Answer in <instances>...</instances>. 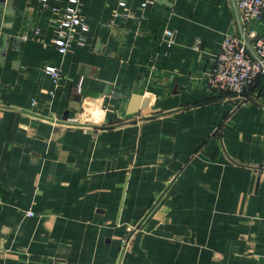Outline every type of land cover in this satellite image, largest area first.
<instances>
[{"label":"crops","instance_id":"crops-1","mask_svg":"<svg viewBox=\"0 0 264 264\" xmlns=\"http://www.w3.org/2000/svg\"><path fill=\"white\" fill-rule=\"evenodd\" d=\"M119 1L83 0L85 45L62 54L68 0H0V264H264V76L243 97L208 83L225 35L264 21Z\"/></svg>","mask_w":264,"mask_h":264},{"label":"built area","instance_id":"built-area-1","mask_svg":"<svg viewBox=\"0 0 264 264\" xmlns=\"http://www.w3.org/2000/svg\"><path fill=\"white\" fill-rule=\"evenodd\" d=\"M82 1L68 0L63 9L58 6L53 7V10L62 11L56 22L55 35L51 42L62 54L67 53L75 43L85 45V34L90 27L86 17L81 13ZM145 1L148 2L149 0ZM237 4L242 11L246 24L264 21V0H237ZM119 5L125 8V0H120ZM129 14H131V10L125 8L123 15ZM114 16H120V11L117 10ZM39 33L40 29H35V34ZM168 33L170 35L168 46L171 47L175 43L174 32L169 31ZM29 37L30 34H23L24 39ZM47 43L44 42V44ZM193 47L196 49L201 48V38L195 39ZM211 62L212 68L208 76L209 86L213 89L231 92L243 97L257 79L264 76V36L257 35L253 30L248 38L245 35L228 33L224 37L220 50L212 56ZM45 70L57 84L61 76V68L47 66ZM51 93L54 94V90ZM24 214L31 216L34 215V211L28 209ZM137 229L138 226L135 225L127 228V232L121 241L122 252L129 248Z\"/></svg>","mask_w":264,"mask_h":264}]
</instances>
